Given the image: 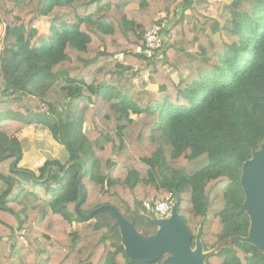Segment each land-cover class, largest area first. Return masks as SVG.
<instances>
[{
    "label": "trees",
    "instance_id": "1",
    "mask_svg": "<svg viewBox=\"0 0 264 264\" xmlns=\"http://www.w3.org/2000/svg\"><path fill=\"white\" fill-rule=\"evenodd\" d=\"M161 14L149 61L135 51ZM0 25V264H135L111 214L76 205L148 237L143 203L169 194L204 264H264L238 240L242 165L264 142V0H0ZM39 127L66 157L35 173L17 135Z\"/></svg>",
    "mask_w": 264,
    "mask_h": 264
},
{
    "label": "water",
    "instance_id": "2",
    "mask_svg": "<svg viewBox=\"0 0 264 264\" xmlns=\"http://www.w3.org/2000/svg\"><path fill=\"white\" fill-rule=\"evenodd\" d=\"M62 119L65 124V116ZM240 184L244 195L241 209L250 220V228L248 236L238 240L255 246L264 253V142L260 149L253 151L251 158L243 163ZM81 201L82 195L75 209L82 220H90L102 212L111 214L115 220L112 230L117 228L120 230L121 244L132 263L152 264L169 255L162 264H204L208 256L204 253L200 230L196 234L192 248V236L178 212V201L173 204L167 219L145 217L146 221L157 229L148 237L139 234L135 222L126 220L113 206L99 207L87 216L81 214L79 211Z\"/></svg>",
    "mask_w": 264,
    "mask_h": 264
},
{
    "label": "rangeland",
    "instance_id": "3",
    "mask_svg": "<svg viewBox=\"0 0 264 264\" xmlns=\"http://www.w3.org/2000/svg\"><path fill=\"white\" fill-rule=\"evenodd\" d=\"M229 1L230 0H213V2H215V3H217V4H220L221 6H224V5H227L228 3H229ZM161 16H165L164 14H161V15H159L155 20H157V19H159ZM168 20V18L165 16V20ZM55 22H58V23H61V21L60 20H58V19H49V18H46V17H40V19H39V22L36 24V26L34 27V30H35V28L37 27V26H39L40 24H43V26H44V29H45V31L48 29V28H50L53 24H55ZM168 22H169V20H168ZM170 22H172V21H170ZM170 22H169V24H170ZM47 32V31H46ZM43 33H44V31H43ZM48 33V32H47ZM3 34H4V26H2V25H0V40L2 39V37H3ZM47 36H48V34H47ZM214 41H215V44L216 45H218L219 44V42H218V39L217 38H214ZM31 44V43H30ZM33 48H36V47H33ZM117 55H122L123 56V54H117ZM116 56V55H115ZM142 82V79H139L138 81H136V83L137 84H140ZM151 89L153 90V91H155L156 90V87H151ZM88 130L89 129V126L88 125H86L85 126V130ZM28 130H32V129H28ZM33 130H36V132H38V133H41L42 135L41 136H38L37 137V135H34V133L32 132V131H20L19 132V134H18V137H20L21 139H22V144H23V146L26 148V147H28L29 149L32 147V146H38V145H43V144H47L46 142H43V144H41L42 142H40V139H41V137L43 138V137H45V135L48 133V131H46L45 129H41L40 127L39 128H37V129H34L33 128ZM44 131L46 132V134L44 133ZM48 134H50V133H48ZM47 136V135H46ZM48 140L50 141V142H52L51 141V139L50 138H48ZM53 140V139H52ZM53 143V142H52ZM30 155V154H29ZM64 156H66V154H65V152H64V150L62 149V150H58V149H56V150H54L53 148H51V147H49V146H47V145H44V146H40L39 147V150H38V152L37 153H35L34 155H33V157H35L36 159H39L38 160V166H42V165H40L39 163H44L46 160H61V161H64L65 159H63L64 158ZM28 159H29V156H28ZM27 166V165H29V162L28 161H26V159H25V161H24V166ZM120 168L119 167H117V168H115L112 172V174L115 176L117 173H119L120 172ZM144 215L146 216V217H149L145 212H144ZM150 216H152V217H154L155 218V214H154V216L153 215H150ZM151 218V217H150ZM157 218V217H156ZM155 218V219H156ZM66 228H67V230L68 231H72L73 230V226H69V225H66ZM140 232H143L144 231V229L143 228H141L140 230H139ZM149 233V232H148ZM150 233H153V232H151L150 231ZM217 249L216 248H214L212 251H216ZM211 251V250H210ZM204 253L205 254H209V250L208 251H205L204 250ZM167 257H169V255H166L165 256V258L163 259V261L167 258Z\"/></svg>",
    "mask_w": 264,
    "mask_h": 264
},
{
    "label": "built area",
    "instance_id": "4",
    "mask_svg": "<svg viewBox=\"0 0 264 264\" xmlns=\"http://www.w3.org/2000/svg\"><path fill=\"white\" fill-rule=\"evenodd\" d=\"M169 26L170 24L167 19L165 20V16H161L159 19L155 20L144 37L143 45L136 49V54L141 55L146 60H153L163 47V43L166 39L163 32L167 30ZM112 60L121 64L123 62V56L116 55ZM42 164L41 162L40 165ZM172 202L173 196L169 194L168 197L162 201L153 199L146 201L143 203V207L146 212L155 214L158 219H167L172 211Z\"/></svg>",
    "mask_w": 264,
    "mask_h": 264
},
{
    "label": "crops",
    "instance_id": "5",
    "mask_svg": "<svg viewBox=\"0 0 264 264\" xmlns=\"http://www.w3.org/2000/svg\"><path fill=\"white\" fill-rule=\"evenodd\" d=\"M55 24L56 25H60L61 23H58V22H55ZM54 24V25H55ZM32 48V47H31ZM37 48V47H36ZM33 49H35V48H33ZM151 87H153V86H149V88L151 89ZM29 129H32V130H28V129H25V130H23L24 132L25 131H32L33 133H34V135H37V137L38 136H41L42 134L41 133H38V132H36V130H33V128H29ZM22 131V132H23ZM44 133L46 134V132L44 131ZM47 135V136H46ZM45 135V137H41V139H40V142H42L41 144H43V142H46L47 144H43V145H38V146H32L30 149L28 148V147H24L23 146V142H22V139L20 138V137H18V139H19V141H20V143H21V145H22V149H23V158H22V161L20 162V164H19V166L20 167H22V168H26V169H29V170H31V171H33V172H35V173H37V171H38V169H39V167L40 166H38V160L39 159H36L35 157H33V155L35 154V153H37L38 152V150H39V147L40 146H44V145H47V146H49V147H51V148H53L54 150H56V149H58V150H62L63 149V147H61L58 143H56L54 140H52V137H51V135L50 134H46ZM18 136V135H17ZM48 138H50L51 139V141L53 142H50L49 140H48ZM64 150V149H63ZM30 154V155H29ZM28 156H29V159H28ZM65 157L66 156H64V158L63 159H65ZM25 159H26V161H28L29 162V165H25L24 166V161H25ZM40 164V163H39Z\"/></svg>",
    "mask_w": 264,
    "mask_h": 264
}]
</instances>
